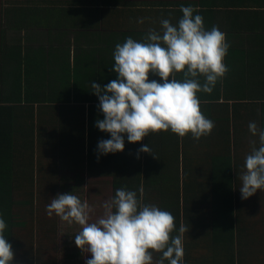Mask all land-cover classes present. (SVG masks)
I'll use <instances>...</instances> for the list:
<instances>
[{
  "label": "crops",
  "instance_id": "obj_1",
  "mask_svg": "<svg viewBox=\"0 0 264 264\" xmlns=\"http://www.w3.org/2000/svg\"><path fill=\"white\" fill-rule=\"evenodd\" d=\"M182 6L196 9L194 15L203 17L206 30L217 26L230 45L224 60L229 71L223 81L217 82L211 94H197L203 114L215 124L211 134L195 140L191 134L181 138L161 131L138 143H129L125 134L123 152L107 155L91 148L89 129L78 140L68 127L72 135L67 137L60 129L63 118L74 119L86 105L89 128L93 118L88 103L99 100L94 93L76 95L75 91L64 95L67 103L58 100L62 96L56 79L71 74V87L90 90L94 82L102 88L118 78L112 70L116 44L128 37L142 41L149 29L160 31L161 19L178 24ZM141 18L143 23H139ZM149 79L162 83L157 76ZM49 98L53 101L47 102ZM68 102L69 109L65 108ZM8 108L18 119L13 126L18 135L15 140L24 148L33 142L37 170L50 160L51 164L45 162L47 174L53 180L59 177L55 172L60 177L65 173V181L74 183L75 195L86 181L96 182L98 192L112 184L111 197L122 184L139 183L136 190L140 191L144 183L142 197L174 203L167 208L175 211V225L200 230L198 215L219 216L222 183L235 184L233 197H240L239 177L246 171L250 141L256 140L259 147L248 125L256 122L264 128V0H0V110ZM81 144L83 159H78ZM145 145L151 149L149 154L139 152ZM7 149L10 146L4 138L0 151ZM260 193L255 199L263 207L264 190ZM208 219L203 229L211 222ZM196 230L184 234L183 250L189 233L199 237Z\"/></svg>",
  "mask_w": 264,
  "mask_h": 264
},
{
  "label": "clouds",
  "instance_id": "obj_2",
  "mask_svg": "<svg viewBox=\"0 0 264 264\" xmlns=\"http://www.w3.org/2000/svg\"><path fill=\"white\" fill-rule=\"evenodd\" d=\"M182 18L173 25L161 19V30L149 29L142 41L128 37L115 46L112 70L117 79L104 88L91 83L99 98L103 119L96 121L101 132L110 139L98 142V153L123 152L124 135L129 143H138L150 133L171 131L178 137L191 134L199 140L211 134L215 124L200 107L198 93L211 94L222 82L228 67L224 63L230 45L226 34L217 26L206 30L201 15L191 6H182ZM143 19L139 23H143ZM181 75L182 79H177ZM150 76H157L162 83ZM203 77V83H201ZM251 152L245 157L239 177L241 198L247 200L264 190V128L249 122ZM148 145L139 149L150 153ZM136 191L118 188L115 197L103 203V213L92 219L94 209L77 195L59 194L46 205L69 226H79L75 245L90 254L86 264H154L153 253L162 254L155 264H183V239L188 228L181 223L172 236L175 217L153 204L142 202ZM7 224L0 218V264H12L14 253L4 233Z\"/></svg>",
  "mask_w": 264,
  "mask_h": 264
},
{
  "label": "trees",
  "instance_id": "obj_3",
  "mask_svg": "<svg viewBox=\"0 0 264 264\" xmlns=\"http://www.w3.org/2000/svg\"><path fill=\"white\" fill-rule=\"evenodd\" d=\"M47 75L49 74H46V76ZM70 75L71 74H67L59 79H56V81H58L60 85L59 87L61 89L60 95L62 96V98L58 97L59 98L58 100H62L63 102L67 103L65 101L66 98L64 95L67 94L70 96L73 91L76 92V95H88V94L93 95L92 88L90 90H85L86 87L80 85L77 87H71L69 85L70 84L69 81L71 80ZM112 80L106 82V84L110 83ZM51 86L53 87V85H50V87ZM105 86H102V88H104ZM57 89L58 88L56 87L55 90L56 93H58L59 90ZM93 97L94 96H92V98ZM50 101L52 102L53 100L50 98L47 99V102ZM69 102L67 104L69 107H65L67 109L70 108ZM88 104H90L89 110L91 111L93 118V120H91L89 124V128H87L88 124H87V118L85 112L86 105H84L83 107H80V113L77 115L75 114L74 119L70 118L69 115H66V117L63 118L62 124H60L61 125L60 129H62L61 131L64 132L67 137L72 135L70 133H76L77 135L76 137L78 140L83 135H86V133L90 130L89 132H90L91 148L92 147L97 148L98 146L97 144L99 141L106 139L108 140L111 137L110 134L101 132L98 129V127H96V121L98 119L102 120L104 118L103 113L99 109V102L91 101ZM11 108L17 111V107H11ZM11 108H8L7 110L6 109L0 110V125L3 122V127H0L1 130L3 129V131L0 132V141L2 142V139L5 138L6 143L10 146V149H7L3 152L0 151V218H3L7 224V228L5 230L4 235L8 240V242L11 244L13 253H15V246L13 244L15 238L14 228L16 225L15 193L19 191L20 192L19 194L21 195L22 191H26L25 195L34 197V193L28 190L34 188L35 185L34 183L38 170H37L35 155H33V145H32L33 142H31L28 148H24L22 145L19 144V141L17 139L15 140L16 136L18 135L14 134L16 129H13V126L16 125L18 119L14 116V113L11 110ZM68 127L71 128L70 133H69L70 129ZM81 127L82 130L80 129ZM82 155L83 154H80V152L77 151L78 159L80 158L83 159ZM29 181L30 183H32L33 186L28 188L23 185L25 182L28 183ZM122 185H123L122 187L130 191L135 190V188H138L140 186L139 183L134 184L135 187H133L132 183H128L125 185L122 184ZM234 187L235 184L231 182H225L221 184L220 211L218 217L216 216L217 213H212V212H210L209 214L198 215L201 221L199 226H200V230L202 231H204L206 229L205 227H207L205 226L204 227L205 229H203L202 228L204 226L203 224L207 220H209L208 217L210 218L211 222L208 223L209 224L208 235H210L211 239L206 240L207 244L204 243L205 246H201L200 245L201 243L197 240L198 237L190 233L188 235L186 234L190 238V240H187V242L184 245V253H186V258L184 259V261L191 258V255L194 256V253L196 252L197 248L211 250L210 253L206 255V257L202 261L200 260L198 262V264H221V260L222 263L225 262V264H249L250 262L259 263L260 261H263L264 244L260 245L262 258L259 257L256 251L255 253L252 254V251L249 249L251 248L248 246V242H247L249 241L248 236L250 234L249 225H241L240 220L249 219L251 217V214L249 210L245 211L246 207L243 208L242 206L241 207L238 206L239 204L238 197L236 196L233 197L231 195V192H229L232 191ZM139 192L137 194V197L138 199H141ZM150 200L151 198L149 195L142 197V202L144 204H148ZM29 201H30L29 199L24 201L25 204L22 207V211L27 215L29 214V212L27 213V209L25 208V206L26 207L30 205L34 206V203ZM153 202H155V205L157 207H159L162 210L169 211L175 217V211L171 210L170 208H167L168 206L174 205V203L168 201V199L161 197L152 198L151 204ZM188 220L189 219H187L186 221ZM187 226L190 232L191 229L199 230L197 226H193V225H187ZM179 227L180 225H176L174 232H177L179 230ZM199 236L203 237L207 235L199 234ZM18 248L25 249V251L28 252L27 247L25 248L24 245H19ZM242 249L243 251L241 252ZM237 251H239L238 255L240 256V262H237ZM161 255L162 254H160V256ZM12 264H14V260L12 261ZM165 264H168V262L166 261ZM259 264H264V261L263 263L260 262Z\"/></svg>",
  "mask_w": 264,
  "mask_h": 264
},
{
  "label": "rangeland",
  "instance_id": "obj_4",
  "mask_svg": "<svg viewBox=\"0 0 264 264\" xmlns=\"http://www.w3.org/2000/svg\"><path fill=\"white\" fill-rule=\"evenodd\" d=\"M82 145L84 144H81L79 147L80 154H82V151H80ZM45 162L51 164L50 160ZM45 162L42 166L39 164L37 174L40 172V175L38 174L36 177L34 188L28 190L34 193V197L25 195L26 191H22L21 195L19 194V191L15 193L16 225L14 228L15 238L13 243L15 246L14 264H86L87 259H90L91 256L90 254L83 253L79 248H77L74 240V236L79 231V226L75 224L69 226L66 222H61L60 219L55 216V214H53L52 217H49L46 213V205L50 203V200L59 194H71L74 191V183L65 181L67 178V175L65 177V173L60 177L59 171L54 173V175H59V177L52 180L50 175L47 174L48 170L45 167L48 164ZM52 162L56 161L52 160ZM51 173H53V171H51L50 174ZM96 184L97 183L93 181H86V185L78 184V197L82 201L87 200L90 206H92L94 209L92 214L93 220L102 215L103 203L114 198L113 196H109V191L111 195V192H113L112 184H109L110 187L102 189L100 192L97 191L95 187ZM23 185L28 188L33 186L30 181L28 183L25 182ZM132 185L135 187L134 184ZM142 187H144V183H142ZM40 191L46 192L44 193V196H38ZM134 191H136L137 194L139 192V190H136V188ZM231 192V195L233 196L235 192ZM239 195L241 197L240 191ZM258 195H261L259 190L247 200H244L240 197H238V200L239 202H247L245 206L248 207V210L251 214L249 219L240 220L241 225H249L250 234L248 236L249 241H247L248 246L251 247L249 249L252 251V254L256 251L259 257L262 258L260 244H264V211L263 207L258 204L257 198L255 199V197H258ZM27 199L30 200L29 202L34 203V206H25L27 213L29 212L28 215L22 211V207L25 204L24 201ZM182 222L185 221L182 220ZM205 228L204 231L201 230L200 232L196 230V232H198L200 235H207L198 237L197 240L201 243V246H205V244H207L206 240L211 239L210 235H208V225ZM19 245H24L25 248L27 247L29 253L25 251V249H19ZM210 251V249L197 248L194 256L191 255V258L183 261V264H198V262L203 260L206 255L210 253ZM242 251L243 249L241 252ZM238 253L239 251H237V262H240V256ZM157 254L159 255L158 257ZM159 258V253H153L154 264ZM185 258L186 253L183 255V259ZM263 261L260 262L263 263ZM223 263L225 264V262ZM223 263L221 260V264ZM259 263L250 262L249 264Z\"/></svg>",
  "mask_w": 264,
  "mask_h": 264
}]
</instances>
